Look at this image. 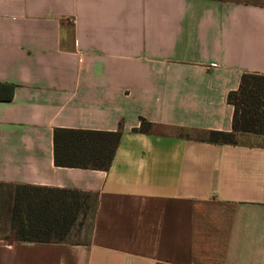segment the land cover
Segmentation results:
<instances>
[{
    "label": "crops",
    "instance_id": "0c3cea01",
    "mask_svg": "<svg viewBox=\"0 0 264 264\" xmlns=\"http://www.w3.org/2000/svg\"><path fill=\"white\" fill-rule=\"evenodd\" d=\"M247 72L264 0H0V184L84 203L78 239L0 234V264H264V143L205 139ZM57 127L120 130L109 168L56 165Z\"/></svg>",
    "mask_w": 264,
    "mask_h": 264
},
{
    "label": "trees",
    "instance_id": "16d2710c",
    "mask_svg": "<svg viewBox=\"0 0 264 264\" xmlns=\"http://www.w3.org/2000/svg\"><path fill=\"white\" fill-rule=\"evenodd\" d=\"M233 105L231 131L209 130L205 139L214 143H236L237 134H264V74L247 72L239 87L229 92ZM151 122L142 120L141 131H150ZM121 131L54 129L56 165L108 169L119 143ZM2 196L10 195L9 238L24 241H62L83 207L77 190L37 185H2ZM1 207V202H0Z\"/></svg>",
    "mask_w": 264,
    "mask_h": 264
},
{
    "label": "rangeland",
    "instance_id": "374dc122",
    "mask_svg": "<svg viewBox=\"0 0 264 264\" xmlns=\"http://www.w3.org/2000/svg\"><path fill=\"white\" fill-rule=\"evenodd\" d=\"M244 134V132H240L237 134V139H245L246 141H250V142H255V143H264V134H257V133H250L249 135H247V137H242V135ZM253 134V135H252ZM2 189V187H0ZM3 191H1L0 193H2ZM4 199V200H3ZM3 199H1V207H0V234L1 235H8L9 234V218H8V214L10 209L8 210V199L5 196ZM81 218H83L81 216ZM81 222L77 219V221L75 222V229L73 231L70 232V235L68 236L69 240H75L79 238V228H78V223ZM88 231V220L86 221V226L84 228V232L85 234Z\"/></svg>",
    "mask_w": 264,
    "mask_h": 264
}]
</instances>
